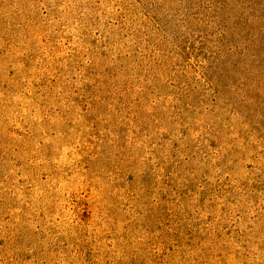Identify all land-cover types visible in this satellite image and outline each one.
Segmentation results:
<instances>
[{"label": "rangeland", "instance_id": "1", "mask_svg": "<svg viewBox=\"0 0 264 264\" xmlns=\"http://www.w3.org/2000/svg\"><path fill=\"white\" fill-rule=\"evenodd\" d=\"M0 264H264V0H0Z\"/></svg>", "mask_w": 264, "mask_h": 264}]
</instances>
